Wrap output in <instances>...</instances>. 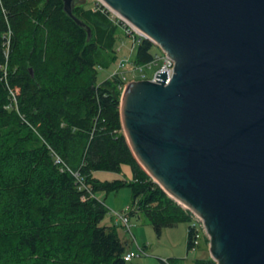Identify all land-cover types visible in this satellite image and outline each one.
I'll use <instances>...</instances> for the list:
<instances>
[{
    "label": "trees",
    "instance_id": "obj_1",
    "mask_svg": "<svg viewBox=\"0 0 264 264\" xmlns=\"http://www.w3.org/2000/svg\"><path fill=\"white\" fill-rule=\"evenodd\" d=\"M86 2L73 13L90 27L89 39L64 13L61 0L0 5V264L129 263L114 226L101 224L107 208L80 186L75 171L92 193L129 186L128 214L141 213L157 234L190 221L188 210L153 181L126 141L119 113L122 79L97 78V69L116 58L119 28L100 11L85 8ZM2 7L11 29L7 59ZM154 46L141 38L133 62L153 60ZM124 164L131 170L129 181L92 177L93 171L117 172ZM201 237L207 244V236ZM200 245L188 226L187 250ZM193 264L216 263L208 253Z\"/></svg>",
    "mask_w": 264,
    "mask_h": 264
},
{
    "label": "water",
    "instance_id": "obj_2",
    "mask_svg": "<svg viewBox=\"0 0 264 264\" xmlns=\"http://www.w3.org/2000/svg\"><path fill=\"white\" fill-rule=\"evenodd\" d=\"M61 1L89 39L85 0ZM102 1L173 62L121 92L134 157L200 218L216 264H264V0Z\"/></svg>",
    "mask_w": 264,
    "mask_h": 264
},
{
    "label": "rangeland",
    "instance_id": "obj_3",
    "mask_svg": "<svg viewBox=\"0 0 264 264\" xmlns=\"http://www.w3.org/2000/svg\"><path fill=\"white\" fill-rule=\"evenodd\" d=\"M83 6L89 8L91 5L89 2H86ZM131 46L132 42L130 39L119 29L117 31V40L115 44L116 58L108 67H99L97 69V78L99 81L117 75L116 72H118L119 69L117 63L120 59H126L128 57L130 61H134L137 45L132 49ZM152 52L155 54L159 52V49L154 46ZM102 57L106 58L108 55L103 53ZM8 61L5 64L6 70L8 68ZM155 69V64H152L150 68L145 66V76L150 77ZM125 76L131 79L132 75L129 72H125ZM92 177L101 182L114 179L129 181L131 179V170L128 165L124 164L121 165L120 170L117 172L104 170L93 171ZM84 184L87 186L89 195L99 199L107 208V213L101 224L113 225L127 250L136 253L137 250L142 249L145 252V254L134 258L128 264H193L196 258L206 257L208 255V243H202V237L198 238L197 242L199 246L202 244V247L197 246L194 249L187 250L186 234L190 221H180L176 224L165 226L162 228L160 234H157L154 227L143 215L139 212H135L129 215L130 228L127 230V228L120 223L121 221L117 218L115 212L121 215L127 213L129 210L128 206H130L132 201V194L129 186L123 185L114 191L96 190L92 193L90 192V184L87 185L85 181ZM179 206L185 210L180 204Z\"/></svg>",
    "mask_w": 264,
    "mask_h": 264
},
{
    "label": "built area",
    "instance_id": "obj_4",
    "mask_svg": "<svg viewBox=\"0 0 264 264\" xmlns=\"http://www.w3.org/2000/svg\"><path fill=\"white\" fill-rule=\"evenodd\" d=\"M87 2L90 3V9L92 11H100L101 13H104L108 19L115 24L120 30H122V32L124 33V35L126 37H128L130 39V41L132 42V46L131 49L137 45L139 43V41L141 40V38H145V36L141 33V31H139L134 25H132L129 21H127L126 19H124L122 16H120L117 12H115L114 10H112L107 4H105L102 0H85ZM2 0H0V5ZM2 12L5 15L6 18V22H7V31L6 33L3 35L4 40H5V57L6 59L9 56V45H10V40H11V29L10 26L8 24V20H7V16H6V12L5 9L2 7ZM152 64H155L156 69L153 71L152 75L150 77L145 76L144 74V67L147 66L148 68H150L152 66ZM6 66L4 65L2 67L3 69V73H6ZM117 67L118 72L117 75H119L122 79V85L121 90H123L126 82H128L129 80H133V79H153L156 72L158 71H166V73L170 76L173 70V62L171 61V59L165 54L163 53L161 50L157 53L154 54L153 56V60H151L148 63L145 64H136L132 61H130V59L127 57L126 59H120L117 63ZM125 72H129L132 76L131 79L127 78L125 76ZM113 75V74H112ZM16 103V97L14 92H11V103L15 104ZM56 163H60L61 160L58 156H56ZM73 175L75 176V178L77 179L78 183L80 184V186L84 187L87 189V186H85L84 184V180L82 178V176L80 175L79 172L75 171L73 172ZM184 209H187L190 215V227L193 231V235H194V240L195 243L198 242V238H200L205 234V230L203 228V225L201 223L200 218L194 213L192 212L190 209H188L187 207L181 205ZM129 209V207H128ZM129 210L127 211V213L124 214H118L115 212V215L117 216V218L121 221L120 223L125 226L127 228V230H129V214H128ZM142 254H145V252L140 249L137 250L136 253H134L131 250H126L123 253V260L125 262H131L134 258L136 257H140ZM166 262V261H165Z\"/></svg>",
    "mask_w": 264,
    "mask_h": 264
},
{
    "label": "crops",
    "instance_id": "obj_5",
    "mask_svg": "<svg viewBox=\"0 0 264 264\" xmlns=\"http://www.w3.org/2000/svg\"><path fill=\"white\" fill-rule=\"evenodd\" d=\"M128 207H130V206H128Z\"/></svg>",
    "mask_w": 264,
    "mask_h": 264
}]
</instances>
